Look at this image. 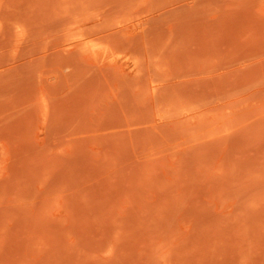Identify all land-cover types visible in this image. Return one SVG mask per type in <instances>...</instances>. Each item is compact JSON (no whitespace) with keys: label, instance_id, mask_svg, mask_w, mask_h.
Masks as SVG:
<instances>
[{"label":"rangeland","instance_id":"374dc122","mask_svg":"<svg viewBox=\"0 0 264 264\" xmlns=\"http://www.w3.org/2000/svg\"><path fill=\"white\" fill-rule=\"evenodd\" d=\"M0 264H264V0H0Z\"/></svg>","mask_w":264,"mask_h":264}]
</instances>
